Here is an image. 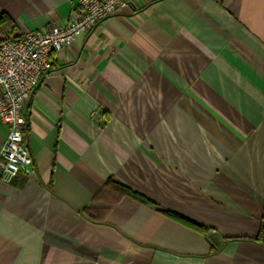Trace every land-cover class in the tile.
Here are the masks:
<instances>
[{"label": "crops", "instance_id": "0c3cea01", "mask_svg": "<svg viewBox=\"0 0 264 264\" xmlns=\"http://www.w3.org/2000/svg\"><path fill=\"white\" fill-rule=\"evenodd\" d=\"M75 7L0 0L23 34ZM52 59L0 264H264V0H137Z\"/></svg>", "mask_w": 264, "mask_h": 264}, {"label": "built area", "instance_id": "2783aa9c", "mask_svg": "<svg viewBox=\"0 0 264 264\" xmlns=\"http://www.w3.org/2000/svg\"><path fill=\"white\" fill-rule=\"evenodd\" d=\"M75 1L72 15L62 24L29 29L21 38L0 44V124L9 127L0 160L5 183L27 174L33 164L25 140L26 107L34 88L54 72V51L71 47L137 0Z\"/></svg>", "mask_w": 264, "mask_h": 264}, {"label": "trees", "instance_id": "16d2710c", "mask_svg": "<svg viewBox=\"0 0 264 264\" xmlns=\"http://www.w3.org/2000/svg\"><path fill=\"white\" fill-rule=\"evenodd\" d=\"M23 36L22 32H19L17 25L11 19L10 16L3 13L0 14V44L13 39H19ZM263 228H261L260 234L262 236Z\"/></svg>", "mask_w": 264, "mask_h": 264}]
</instances>
